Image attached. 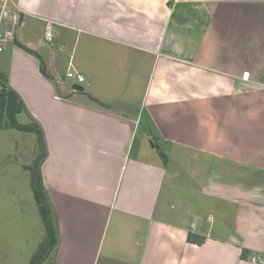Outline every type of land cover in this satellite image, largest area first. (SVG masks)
<instances>
[{
  "label": "crops",
  "instance_id": "1",
  "mask_svg": "<svg viewBox=\"0 0 264 264\" xmlns=\"http://www.w3.org/2000/svg\"><path fill=\"white\" fill-rule=\"evenodd\" d=\"M0 31V87L44 133L55 264H264V0H0ZM175 151L193 194L169 187Z\"/></svg>",
  "mask_w": 264,
  "mask_h": 264
},
{
  "label": "rangeland",
  "instance_id": "2",
  "mask_svg": "<svg viewBox=\"0 0 264 264\" xmlns=\"http://www.w3.org/2000/svg\"><path fill=\"white\" fill-rule=\"evenodd\" d=\"M9 15L8 13L7 16L9 17ZM38 29H40V25L36 26V35H38ZM68 49L66 50L67 54L69 53ZM0 56H4V58L0 57V62L5 66L9 62V51L0 52ZM74 66L78 69L75 64ZM67 67L68 58L64 57L60 63V71L63 76L62 81L70 90L73 83L78 82L74 78L66 76ZM79 84L87 90V80ZM64 92L66 89H62L61 93ZM79 92V94H83V91ZM119 100L115 108L121 110L124 104L121 98ZM0 115L1 120L3 119L2 113ZM21 121L28 123L25 116H21ZM141 137L140 131L137 138L141 139ZM39 146V138L35 132L25 133L14 128L13 130L0 131V264H30L29 262L39 248L40 236L45 232L46 225L35 201L32 184L31 166L34 165L41 153ZM27 149L32 151L31 155L24 153V150ZM33 152H35V156H33ZM176 153L177 151H175V157H172L168 162V167L170 171L178 172L179 176L174 175L175 179H169V187L175 192L178 187L176 195L193 194L194 184L187 173V165H193V161L188 159L190 154H185L181 160L177 159L176 156L179 154ZM24 164L28 166L27 170L24 169ZM196 198L204 199L200 195H196ZM174 202L176 201L172 200L170 204ZM55 254L56 250L50 252L49 255L46 254L40 264H55ZM47 257L49 258L45 260Z\"/></svg>",
  "mask_w": 264,
  "mask_h": 264
},
{
  "label": "trees",
  "instance_id": "3",
  "mask_svg": "<svg viewBox=\"0 0 264 264\" xmlns=\"http://www.w3.org/2000/svg\"><path fill=\"white\" fill-rule=\"evenodd\" d=\"M23 48L32 52V50L26 47ZM23 107L24 106L19 95L15 91L7 89L6 84L3 83L2 87H0V109L3 111L4 117L8 118L7 125L9 127L17 128L23 131L35 132L39 138L41 153L36 159L34 165L31 166L32 184L35 200L39 205L42 218L46 225L47 238L46 242H44L39 248V250H37L30 264H40L42 259L46 256V254H48L51 249H53L54 245L56 244V235L58 233L56 230L55 220L51 212V207L48 203L47 193L45 191L41 177L40 165L46 156V146L43 129L36 121L29 124H21L17 121L15 115L18 112L22 111ZM243 256L245 255L243 254Z\"/></svg>",
  "mask_w": 264,
  "mask_h": 264
},
{
  "label": "built area",
  "instance_id": "4",
  "mask_svg": "<svg viewBox=\"0 0 264 264\" xmlns=\"http://www.w3.org/2000/svg\"><path fill=\"white\" fill-rule=\"evenodd\" d=\"M6 1L7 0H5V2ZM7 34H8L7 31L4 32L0 31V51H2L5 48V43L7 41ZM46 37L47 39L52 40L53 32H52L51 24H48L47 26ZM66 76L69 78H74L78 82V84L85 81V75L74 67L72 59L69 61Z\"/></svg>",
  "mask_w": 264,
  "mask_h": 264
},
{
  "label": "water",
  "instance_id": "5",
  "mask_svg": "<svg viewBox=\"0 0 264 264\" xmlns=\"http://www.w3.org/2000/svg\"><path fill=\"white\" fill-rule=\"evenodd\" d=\"M76 90H83V86L82 85H80V84H74V86H73Z\"/></svg>",
  "mask_w": 264,
  "mask_h": 264
}]
</instances>
